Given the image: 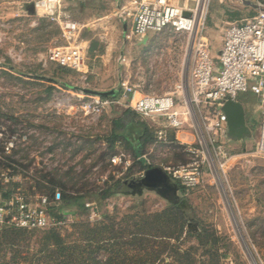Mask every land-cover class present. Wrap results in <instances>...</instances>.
<instances>
[{
	"label": "rangeland",
	"instance_id": "374dc122",
	"mask_svg": "<svg viewBox=\"0 0 264 264\" xmlns=\"http://www.w3.org/2000/svg\"><path fill=\"white\" fill-rule=\"evenodd\" d=\"M32 2L0 0V123L27 134L0 160L19 167L22 185L33 178L44 193L60 190V206L73 216L58 228L0 231V264H264V157L254 154L261 117L256 98L243 93L238 98L247 133L240 139L227 134L216 144L223 145V171L216 145L208 140L199 145L189 132H195L190 121L180 140L166 144L156 141L154 127L146 123L149 139L137 145L142 120L125 108V100L98 111L91 104L98 95L83 90L120 93L121 80H127L136 93L172 92L188 75L187 36L166 31L138 39L129 34L130 19L123 22L116 12L121 0H62L65 13L80 24L78 41L88 47L86 72L78 73L45 59L49 48L67 42L56 23L29 12ZM257 2L264 4L210 0L203 35L214 61L224 28L252 15ZM188 146L204 149L208 159L203 180L193 187L169 177L175 191L161 194L145 187L134 192L123 183L140 178L147 165L163 169L187 163ZM120 149L130 160L127 169L111 162ZM116 180L122 191L101 199ZM74 197L94 201L100 217L68 204ZM172 204L182 209L185 226L181 232L171 228L168 237L153 217ZM51 229L60 247L51 244ZM205 233L216 239L213 245L199 243L198 235ZM210 247L217 254L211 255Z\"/></svg>",
	"mask_w": 264,
	"mask_h": 264
},
{
	"label": "built area",
	"instance_id": "2783aa9c",
	"mask_svg": "<svg viewBox=\"0 0 264 264\" xmlns=\"http://www.w3.org/2000/svg\"><path fill=\"white\" fill-rule=\"evenodd\" d=\"M209 2L210 0H121L116 12L123 22L126 17L130 19V35L142 39L151 33L168 31L187 36L186 51L190 55L188 75L186 81L178 83L172 92H143L138 97L135 85L121 80V91L116 97H112L114 100L102 101L107 97L92 96V107L99 111L105 104L125 100V108L154 127L156 141L164 144L170 142L171 132L183 129L190 121L195 132H189L198 140L199 145L208 140L214 146L224 142L228 134L227 118L222 110L224 101L228 98L240 101V93L250 94L256 98L261 111L254 154L264 157V4L257 2L252 15L239 22H230L224 28L214 61L203 35ZM32 4L35 12L58 25L61 37L67 42V45L49 48L45 59L59 67L85 73L88 47L83 41H78L80 24L65 13L62 0H33ZM184 12L189 14L184 15ZM121 60L124 61L125 58L122 57ZM25 139L26 133L18 129L11 130L0 123V159L11 156L22 143L20 141ZM215 148L217 155H220L218 163L223 171V145H216ZM185 149L192 154L190 161L166 166L163 170L185 188H191L203 180V170L208 159L202 148L188 146ZM1 160L0 230H44L58 228L72 220V213H67L60 206L63 199L60 190L55 188L51 194L44 193L37 189L33 178H29L27 186L22 185L21 174L16 169L19 167L13 162ZM111 162L123 163V169L130 165V160L122 149L112 156ZM83 205L89 211L90 218L100 217L94 201L86 200ZM59 207L60 211L56 215L51 212L54 208L59 210Z\"/></svg>",
	"mask_w": 264,
	"mask_h": 264
},
{
	"label": "trees",
	"instance_id": "16d2710c",
	"mask_svg": "<svg viewBox=\"0 0 264 264\" xmlns=\"http://www.w3.org/2000/svg\"><path fill=\"white\" fill-rule=\"evenodd\" d=\"M118 94H119V92L116 91V95L113 96V97H116ZM105 97H108V96H105ZM137 123H138V126L139 127L137 129V138H136V140H137V145H139L144 140L149 139V137H148V134H147V124H146L147 122H144L142 120V121L137 122ZM115 137L124 139L126 145H131L126 136L117 135ZM148 167H150V166L149 165L145 166V168H148ZM119 187H120V183H119L118 180H116V182H115V188L112 190V192H110V191L108 192V190L106 191V189H104L102 191V193L100 194L101 195L100 198L103 199V198H105L108 195L121 192L122 190H120ZM67 203L70 204V205H72V204H78V206L81 209L86 210V208L83 205L82 198H80V197H77V198L74 197L73 200H70ZM59 211H60V207H59V210H58V208H56V210H55V208L51 210V212L53 214H55V215H56V213H59ZM153 220H158V221L160 220L158 222V224H159L158 225L159 231L161 233H167L168 234L167 235L168 237L173 233V231H179V232H181L183 230V227L185 226L183 211L176 204H172L168 208L163 209L161 212H156L154 214ZM147 223L148 222H145V224H147ZM169 228H170V230H169ZM171 228H173V231L171 230ZM165 229H168V230H165ZM2 230H9L11 232H13V231L16 232L17 230L18 231H28V230L17 229V228H5V229H1L0 231H2ZM50 231H51L50 233L52 235H49L48 237H51L52 236V238H51L52 239V243L51 244H53L55 247H60L61 244H62V242L59 240V236L55 232L56 230L54 231V229H51ZM198 239H199V243L201 245L202 244H205V243H208V242L211 245H213L215 243V241H216V239L215 238H212L209 233H207V234L205 233L204 238H203V236L198 235ZM142 241H147V239H142ZM143 244L144 245H147L146 242L145 243L143 242ZM178 244H174V245H172V247H174V249L175 248L178 249L179 248ZM52 251H55V249H52ZM176 251H178V250H176ZM208 251H209V253L211 255L214 254V253L217 254V249H213V248L210 247V249ZM177 253L180 254L179 251Z\"/></svg>",
	"mask_w": 264,
	"mask_h": 264
},
{
	"label": "water",
	"instance_id": "95a60500",
	"mask_svg": "<svg viewBox=\"0 0 264 264\" xmlns=\"http://www.w3.org/2000/svg\"><path fill=\"white\" fill-rule=\"evenodd\" d=\"M28 10L31 13H34L35 10L33 8V4H29ZM188 12H184V15H188ZM126 26L124 25V29ZM85 93H93L98 96H115L116 90H108V91H94L90 89H84ZM222 110L227 118V133L228 136L234 137L236 139H240L247 133V125L245 122V112L243 105L238 100L226 99L222 105ZM124 184H128L131 187L135 188H150L156 189L158 192L163 194L166 188L172 189L170 178L167 173L158 166H151L144 170L143 175L140 176L137 180H131L127 183V181L123 182ZM163 191V192H162ZM175 191V188H173Z\"/></svg>",
	"mask_w": 264,
	"mask_h": 264
},
{
	"label": "crops",
	"instance_id": "0c3cea01",
	"mask_svg": "<svg viewBox=\"0 0 264 264\" xmlns=\"http://www.w3.org/2000/svg\"><path fill=\"white\" fill-rule=\"evenodd\" d=\"M136 94H139L140 95L141 93H136ZM118 116H119V114L116 117H118ZM116 117H114V119H117ZM179 132H180V130L177 131V132H175V133L174 132H171V139H173V140H180V137H179L180 133ZM185 136H187V135L185 134L184 135V138H185Z\"/></svg>",
	"mask_w": 264,
	"mask_h": 264
},
{
	"label": "flooded vegetation",
	"instance_id": "af4514ba",
	"mask_svg": "<svg viewBox=\"0 0 264 264\" xmlns=\"http://www.w3.org/2000/svg\"><path fill=\"white\" fill-rule=\"evenodd\" d=\"M171 183V182H170ZM126 185V187H128V188H133L134 189V192L135 191H137V190H141L142 188H144V187H142V188H135V187H131V186H129L128 184H125ZM173 184H171V186H172ZM173 189V188H172ZM167 190H171V188L169 189H167L166 188V190L165 191H167ZM163 192V191H162ZM163 194H166L165 192H163Z\"/></svg>",
	"mask_w": 264,
	"mask_h": 264
}]
</instances>
